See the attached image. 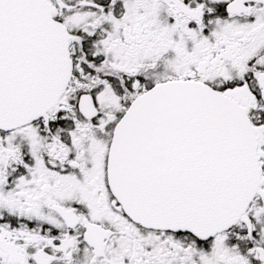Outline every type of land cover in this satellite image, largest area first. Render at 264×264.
Wrapping results in <instances>:
<instances>
[{"label": "snow or ice", "instance_id": "1", "mask_svg": "<svg viewBox=\"0 0 264 264\" xmlns=\"http://www.w3.org/2000/svg\"><path fill=\"white\" fill-rule=\"evenodd\" d=\"M0 264H264V0H0Z\"/></svg>", "mask_w": 264, "mask_h": 264}]
</instances>
